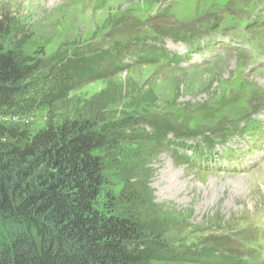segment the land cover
Returning a JSON list of instances; mask_svg holds the SVG:
<instances>
[{
    "label": "rangeland",
    "instance_id": "rangeland-1",
    "mask_svg": "<svg viewBox=\"0 0 264 264\" xmlns=\"http://www.w3.org/2000/svg\"><path fill=\"white\" fill-rule=\"evenodd\" d=\"M2 10L21 21V62L41 66L36 93H53V103L67 96L50 116L43 103L16 114L6 122L13 129L35 133L68 107L112 101L99 153L114 169L96 208L131 201L123 210L161 231L147 244L164 253L158 264H208L204 253L215 248L264 257V149L244 153L264 137L238 132L250 117L261 120L252 131L264 124V0H0ZM124 44L147 46L153 61L122 55L117 71L102 62L101 78L78 72L62 89L61 65L86 74V60ZM153 124L172 128L166 144L154 141Z\"/></svg>",
    "mask_w": 264,
    "mask_h": 264
},
{
    "label": "trees",
    "instance_id": "trees-1",
    "mask_svg": "<svg viewBox=\"0 0 264 264\" xmlns=\"http://www.w3.org/2000/svg\"><path fill=\"white\" fill-rule=\"evenodd\" d=\"M20 27L18 17L8 10L0 11V116L31 113L42 105L50 116L58 107L55 105L67 96L53 103V93H36L34 84L38 79L34 78L41 66L35 61L21 62L18 57L14 47L20 44ZM136 41L144 43L138 38ZM122 55L153 61L147 46L130 49L127 44L86 60V74L66 61L61 65L66 69L62 89H69L68 84L78 78V72L85 78H101L102 62H109L106 66L117 71ZM107 99L100 95L81 107H68L35 133L13 129L8 121L0 122V264L161 262L164 253L159 258L147 247L161 231L148 228L141 212H125L123 206L131 201L119 203L109 198L105 211L95 206L102 194H108L114 169L109 158L99 153L105 125L111 121L107 109L112 101ZM153 126L159 136L154 141L166 144L172 128ZM140 133L148 136L144 130ZM175 143L176 147L183 146V142ZM220 250L208 249L204 263L254 264L248 257L243 260L232 254L224 256Z\"/></svg>",
    "mask_w": 264,
    "mask_h": 264
},
{
    "label": "built area",
    "instance_id": "built-area-1",
    "mask_svg": "<svg viewBox=\"0 0 264 264\" xmlns=\"http://www.w3.org/2000/svg\"><path fill=\"white\" fill-rule=\"evenodd\" d=\"M13 118L14 119H19V117L16 116V115L15 116H8V117L7 116H3V117H0V122L1 121H8V120L13 119Z\"/></svg>",
    "mask_w": 264,
    "mask_h": 264
}]
</instances>
